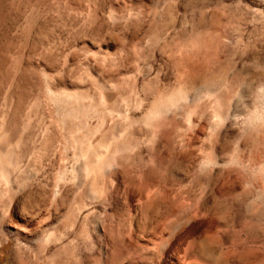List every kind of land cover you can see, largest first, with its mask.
Masks as SVG:
<instances>
[{"label": "rangeland", "instance_id": "374dc122", "mask_svg": "<svg viewBox=\"0 0 264 264\" xmlns=\"http://www.w3.org/2000/svg\"><path fill=\"white\" fill-rule=\"evenodd\" d=\"M0 1V113L13 118L0 148L16 164L0 172V264H32L47 231L43 260L72 238L93 264H264V0ZM185 83L169 119L147 121ZM64 91L81 96L77 116ZM89 141L108 152L87 176ZM153 190L156 238H142L120 220Z\"/></svg>", "mask_w": 264, "mask_h": 264}, {"label": "bare ground", "instance_id": "6f19581e", "mask_svg": "<svg viewBox=\"0 0 264 264\" xmlns=\"http://www.w3.org/2000/svg\"><path fill=\"white\" fill-rule=\"evenodd\" d=\"M2 5H3L2 2L0 1V12L1 11L3 12V6ZM0 16H1V14H0ZM31 19H27L25 21V23L22 25V31L27 36L30 35L31 29L33 27V21ZM92 74H93V72H92ZM15 75L16 74L13 75L12 79L15 78ZM43 75L48 79L54 78V76L52 74L47 73L45 69H43ZM13 82H14V80H13ZM193 87H194L193 83H185V85L181 84L180 86H178L176 89H174L173 91H171L167 95H162L159 93L151 103V108H150L148 114L146 115L147 121L150 120V122H151L157 118L158 123H161V122L163 123L166 121V119L168 120L169 119L168 114H169L170 110L172 109L171 106H174V104H177L176 102H180L182 99L188 97L187 89H190V88L192 89ZM103 92L105 93V91H103ZM62 95H63V97H62L61 101L70 107L67 114H74L77 116L79 111H80V106H79L80 100L79 99L81 96L79 95V93L77 91H75V92H73V91L72 92L71 91L65 92L64 91ZM15 99H16L17 103H19L21 100V98L19 96H16ZM184 100H186V99H184ZM82 109H81V111H82ZM77 111H78V113H76ZM190 111H192V109H189V112ZM0 114H1V125H0V139H1L6 132L12 130L13 118H12V116L9 115V113L5 109H3ZM188 117H190V116H188ZM103 120H104V117L102 116L101 117V124H102ZM150 125H151V123H150ZM102 127H101V129H102ZM155 128H157V126ZM95 144L96 143H93V141H89L88 146H86L87 149L84 150L83 152H81L79 155L80 157L85 159L83 171L86 173L87 176H89L91 174L93 175L95 173V171L97 170V168L99 169L100 167L103 166V164H104L103 157H105L107 152H108V150L106 149L104 151H100L98 153L93 154V151H90V148L91 149L94 148ZM6 152H7L6 150H4V152H3V149L0 148V172L4 173V175L8 179V169L6 166L11 165V166H13V169H14L16 167V164H12V161L10 159L6 158L7 157ZM160 164L165 169L169 168V165L166 163L165 164L160 163ZM103 169L104 168H102V170ZM69 172L72 174H75L76 173L75 167H72ZM97 173H98V171H97ZM106 187H108V186H106ZM110 187H112V186H110ZM158 188H159V186H158ZM97 193H98L97 190H91L89 195L91 197L95 198V196H97L96 195ZM155 194H156V190H153L152 192H150L146 196L144 201L141 204H139V206L136 207L135 213L134 214L132 213L130 215L129 219H125V217H122V219L120 220L122 225H127L131 229H134V227H135L139 236L142 238L147 237L149 235H152L154 237L156 236L155 235V233H156V231H155V229H156L155 228V226H156L155 225V222H156L155 221L156 220V218H155V214H156L155 207H156V205L152 204V202H153L152 200H154ZM136 216H137V218H136ZM178 224L179 223L177 221H171L168 223L167 227H168V229H170L169 235H171V233L178 226ZM52 234H53V231H47L44 234L37 233L36 236H34L32 238L33 242H35V245H36V251L34 253V260H31L32 264H93L91 262L93 258L91 257L90 254L86 253L84 257H80V253H81L80 248H79L78 244L76 245L75 243H73L74 241L72 238L70 240H68L66 243H63L55 251H53V252L48 251L50 253L48 254V256H46L47 258H45L43 260V257H45V255L47 253L46 247H47V244L49 243V240H51L50 237L52 236ZM62 238H63L62 236H59L58 240L59 239L62 240ZM155 238L154 239L152 238L149 242L150 243L149 244L150 245L149 246L150 247L149 255H150L151 259H152V257H155V254H156L155 253V251H156ZM149 239H150V237H149ZM188 243H189V246L194 253L200 254L199 253V252H201V251H199L200 248L195 244L194 241H188ZM89 249H90V247H89ZM20 253H21V248L17 247L14 251V254L15 255L17 254V256H18V255H21ZM128 253H130V250H126L124 252V254H122V255H126ZM103 257L99 258V261L101 262V264H104V263L106 264V262H108V261H110V262L115 261V259H114L115 257H107V256L104 258ZM132 262L133 261H129L128 264H133L134 262L133 263ZM25 263H27V262H25ZM96 264H97V262H96ZM184 264H223V261L218 260V259L202 258V260L200 262L195 263V261H194L192 263V262H189L186 260V261H184Z\"/></svg>", "mask_w": 264, "mask_h": 264}, {"label": "clouds", "instance_id": "9594fccd", "mask_svg": "<svg viewBox=\"0 0 264 264\" xmlns=\"http://www.w3.org/2000/svg\"><path fill=\"white\" fill-rule=\"evenodd\" d=\"M259 91L264 92V88H261ZM258 119H259V117H258Z\"/></svg>", "mask_w": 264, "mask_h": 264}]
</instances>
